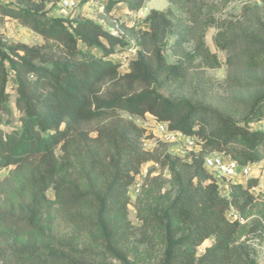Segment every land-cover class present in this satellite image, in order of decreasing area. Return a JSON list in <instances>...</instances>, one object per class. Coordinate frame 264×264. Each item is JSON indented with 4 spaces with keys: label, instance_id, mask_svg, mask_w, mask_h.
<instances>
[{
    "label": "trees",
    "instance_id": "trees-1",
    "mask_svg": "<svg viewBox=\"0 0 264 264\" xmlns=\"http://www.w3.org/2000/svg\"><path fill=\"white\" fill-rule=\"evenodd\" d=\"M83 1L106 2L110 14L120 4L140 12L151 0ZM166 1L165 10L146 15L147 29L106 18L114 31L52 16L44 0L0 3V21H17L43 39L10 44L0 36V264H102L88 236L104 253L134 264L131 241L149 243L158 233L160 264H236L243 225L229 218L231 210L242 219L256 213L251 231L264 230V202L249 191L258 181L231 184L225 195L204 166L213 152L241 166L264 161V128H253L264 122V83L243 107L216 100L206 69L221 61L205 40L217 26L215 43L228 53L231 72L261 68L263 16L245 8L243 21L219 25L204 0ZM131 46L136 58L123 74L116 60ZM11 77L19 124L7 130ZM148 116L197 138L198 152L146 150L149 134L133 118ZM149 162L168 170L175 195L151 216L140 213L135 227L130 191ZM207 240L213 244L199 254Z\"/></svg>",
    "mask_w": 264,
    "mask_h": 264
},
{
    "label": "rangeland",
    "instance_id": "rangeland-1",
    "mask_svg": "<svg viewBox=\"0 0 264 264\" xmlns=\"http://www.w3.org/2000/svg\"><path fill=\"white\" fill-rule=\"evenodd\" d=\"M12 0H0V3H9ZM41 1V0H36ZM47 9L52 16L71 19H90L110 31H114L106 18H112L114 22L124 23L129 26L147 29L148 26L143 22L146 14L151 10H165L168 7L166 0H151L147 3L146 8L140 12H129L124 5H118L110 14L104 13L106 2H84L76 0L75 5L65 8L64 0H44ZM245 8L254 11L255 8L261 13L264 19V0H204V11L208 16L214 18L219 25H233L245 19ZM219 33L217 26H211L206 33V44L209 49L215 53L221 61V66L215 69H206V76L209 78L210 86L215 99L226 104H237L243 107L252 99L263 92L264 83V66L258 69H248L244 66L237 65L231 72V65L228 63V53L221 51L216 43L215 38ZM0 36L6 43H25L29 45H39L43 39L29 29L23 28L17 21L6 19L0 21ZM95 53L100 54L99 51ZM112 56L111 59H115ZM136 58V49L131 46L127 50L121 51L116 62H120L121 73L128 72L130 62ZM174 62L173 57H169ZM8 91L11 93L10 106L14 111L11 117L13 124L5 129L10 130L18 125L19 116L14 107L16 99L15 80L10 78ZM128 117V116H126ZM141 127L150 123L148 118H133ZM253 128H264V122H260ZM144 141L146 150L152 151L159 156L167 153H173L180 156H186L190 152L189 146L185 143H163L157 138L155 132L149 131V135ZM154 162L144 164L141 169L139 178V189L130 191L132 194L129 206V218L135 227H140L142 221L139 214L151 216L154 210L159 207H165L175 195V189L171 184V177L166 168L161 164L155 167ZM264 170V161L258 164ZM9 174L8 170L1 173L2 177ZM227 183H230L226 180ZM223 183V182H221ZM49 197L54 198V193L49 192ZM258 202H264V196L257 198ZM258 219L256 213H251L247 219H243V228L240 232L238 244L242 245L241 253L237 258L236 264H264V230L261 228L257 231H251L254 228V220ZM66 232V231H65ZM85 242L93 246V250L99 252L101 257L99 262L102 264H123L109 254L104 253L98 245L94 244L92 236H88ZM129 259L134 264H160L164 252V244L161 234H155L149 243H140L139 237L132 241Z\"/></svg>",
    "mask_w": 264,
    "mask_h": 264
},
{
    "label": "built area",
    "instance_id": "built-area-1",
    "mask_svg": "<svg viewBox=\"0 0 264 264\" xmlns=\"http://www.w3.org/2000/svg\"><path fill=\"white\" fill-rule=\"evenodd\" d=\"M75 1L76 0H64L63 5L65 8H70L75 5ZM146 118L149 119L150 123L143 127L147 130L148 134L149 131L155 132L160 142L177 143L182 141L189 146L190 151L198 152L199 140L197 138L187 136L180 131L170 129L168 123L160 122L149 116ZM153 165L157 168L160 167L157 163H153ZM204 166L211 174L214 175L225 195L227 194L226 188H228L229 185L234 183L246 185L250 180L256 179L258 181L257 184L252 186L249 191L256 198L264 196V170H262L258 164L241 166L229 156H226L223 153L213 152L205 156ZM141 175L143 174L140 173L136 176L135 183L131 188L132 192L134 190L138 191L140 187L139 178ZM226 180L230 183H227ZM229 218L232 221H239L240 223H243V219L235 209L231 210ZM212 244L213 240L205 241L199 248L198 253L202 254L207 248L211 247Z\"/></svg>",
    "mask_w": 264,
    "mask_h": 264
},
{
    "label": "crops",
    "instance_id": "crops-1",
    "mask_svg": "<svg viewBox=\"0 0 264 264\" xmlns=\"http://www.w3.org/2000/svg\"><path fill=\"white\" fill-rule=\"evenodd\" d=\"M147 15V14H146ZM146 17V16H145Z\"/></svg>",
    "mask_w": 264,
    "mask_h": 264
}]
</instances>
